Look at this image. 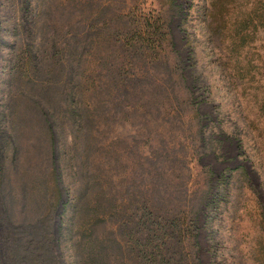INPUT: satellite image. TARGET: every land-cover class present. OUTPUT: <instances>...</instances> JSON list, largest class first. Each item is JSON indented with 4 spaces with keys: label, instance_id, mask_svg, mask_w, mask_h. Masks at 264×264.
I'll return each instance as SVG.
<instances>
[{
    "label": "rangeland",
    "instance_id": "rangeland-1",
    "mask_svg": "<svg viewBox=\"0 0 264 264\" xmlns=\"http://www.w3.org/2000/svg\"><path fill=\"white\" fill-rule=\"evenodd\" d=\"M90 1L89 32L105 22V31L121 28L117 16L135 26L160 16L165 34L151 57L138 50L127 55L113 39L83 53L86 73L105 61L135 68V81H129L127 94L88 100L91 113L80 128L69 118V67L57 79L60 63L53 57L55 48L78 34L68 1L48 0V45L43 36H15L14 9H0V24L8 21L0 25V110L14 106L17 123L16 150H6L9 185L21 197L23 186L27 193L26 204L16 210L30 217L33 203L44 207L53 163L61 190L55 237L68 192L97 181L119 200L144 190L165 201L170 215L183 210L186 219L197 217L195 228L186 222L177 238L167 240L177 264H264L263 0ZM25 57L39 58L42 72L30 77L36 91L18 69ZM64 60L62 66L69 64ZM49 99L44 117L36 100ZM47 121L53 123L51 135ZM207 198L210 208L204 206ZM67 236H60L57 248L62 264L72 261L73 240Z\"/></svg>",
    "mask_w": 264,
    "mask_h": 264
},
{
    "label": "trees",
    "instance_id": "trees-1",
    "mask_svg": "<svg viewBox=\"0 0 264 264\" xmlns=\"http://www.w3.org/2000/svg\"><path fill=\"white\" fill-rule=\"evenodd\" d=\"M67 1L69 6L67 13L74 21V29L78 34L73 35L72 40L68 42L69 48L67 42L64 43L65 48H55L57 51H54L53 57L60 63L57 79L63 77L66 67H69V80L72 83L69 118L72 120V126L80 128L84 126L85 121H88V113H91L87 106L88 100L101 101L106 97L114 98L123 91L127 94L129 81H135V68L113 66L105 61L92 70L88 68L86 73V69L83 68V53L90 49L91 51L99 50L101 42L110 43L109 40L113 39L120 48L121 44L125 47L124 52L127 55H135V50H138L145 53L146 57H151L154 56L156 47L159 42L161 43L165 33L160 16H156L153 21L145 19L138 22L136 26L130 19L117 16V23L121 20L123 24L121 28L109 25L110 30L105 31L104 28L108 25L105 22V26L97 27L95 32H89L90 23L86 14L91 7V1ZM5 6L11 7L16 13L15 20L18 24L16 23L17 25L11 30L15 36L21 38L23 33H31L34 34L33 38L40 40L42 36L44 38L53 31L51 22L48 24L46 19L48 16L46 13L52 11L48 0H0V9ZM7 22V19L3 21L0 24L1 27L4 28ZM45 24L48 27L47 30ZM135 27L138 28L136 39ZM44 39L48 45L50 40ZM38 44L40 45V42ZM51 46L55 47V45ZM64 58L69 61V64L62 66V62H65ZM22 60L23 63L18 69L28 75L27 83L30 84L28 86L36 91L38 87L30 77L42 72L38 65L39 58L25 57L21 58ZM11 68V74L17 73L14 67ZM48 84H51L50 79ZM64 89L65 86H62L61 96ZM42 90L46 91L47 87L42 86ZM86 93L87 96H85ZM87 97L89 99H86ZM50 100L44 102L36 100L40 113L44 117L46 116L45 108L50 111L47 105L50 106ZM53 122H55L54 118ZM52 124L48 122L47 125L49 135H51L49 125ZM16 131L14 106L1 109L0 264H62L57 248L60 236L64 234L69 236L71 234V240H73L70 264H177L175 254L170 252L167 240L177 238L175 232L178 228H183L186 222L195 228L198 224L197 217L186 219L189 212L183 210L170 215L171 209L165 201L150 198L144 190L133 193L126 200L112 197L113 195L106 191V188H109L108 184L97 181H93L91 185L87 184L83 190L69 191L70 198L64 210L65 218L57 229L58 236L55 237L54 221L57 207L61 202V190L58 186L57 169L52 163L50 190L46 192L48 194L46 200L44 196L46 202L44 207L41 208V205L39 207L37 205L39 203H33L36 207L32 208L30 217L18 212L15 207L26 204L27 193L25 186L22 187V191H25L22 197L21 194L11 190L6 163V150L10 148L16 150L17 147ZM88 191L89 195H87ZM211 202L213 201L208 198L204 199L205 208H210ZM110 224L111 227H109ZM109 228L111 229L108 230ZM112 228L115 229L112 230Z\"/></svg>",
    "mask_w": 264,
    "mask_h": 264
}]
</instances>
